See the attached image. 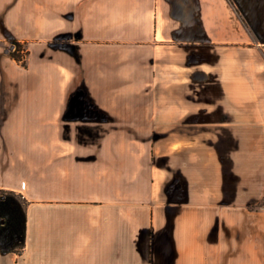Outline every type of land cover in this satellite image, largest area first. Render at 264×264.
<instances>
[{"label": "crops", "instance_id": "0c3cea01", "mask_svg": "<svg viewBox=\"0 0 264 264\" xmlns=\"http://www.w3.org/2000/svg\"><path fill=\"white\" fill-rule=\"evenodd\" d=\"M0 189V264H264V0H0Z\"/></svg>", "mask_w": 264, "mask_h": 264}, {"label": "trees", "instance_id": "16d2710c", "mask_svg": "<svg viewBox=\"0 0 264 264\" xmlns=\"http://www.w3.org/2000/svg\"><path fill=\"white\" fill-rule=\"evenodd\" d=\"M11 56L22 66L28 54L25 42L13 40ZM28 200L15 190L0 189V251L20 252L26 239V208ZM11 245H7L8 243Z\"/></svg>", "mask_w": 264, "mask_h": 264}, {"label": "rangeland", "instance_id": "374dc122", "mask_svg": "<svg viewBox=\"0 0 264 264\" xmlns=\"http://www.w3.org/2000/svg\"><path fill=\"white\" fill-rule=\"evenodd\" d=\"M7 245H11V243L9 242Z\"/></svg>", "mask_w": 264, "mask_h": 264}]
</instances>
